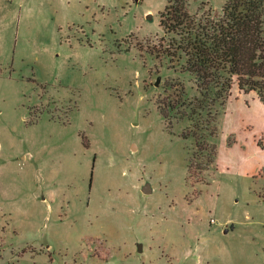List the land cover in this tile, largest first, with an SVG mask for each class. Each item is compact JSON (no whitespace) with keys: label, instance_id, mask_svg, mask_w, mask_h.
<instances>
[{"label":"rangeland","instance_id":"1","mask_svg":"<svg viewBox=\"0 0 264 264\" xmlns=\"http://www.w3.org/2000/svg\"><path fill=\"white\" fill-rule=\"evenodd\" d=\"M168 1L0 0V264H264V104L212 106L211 162L166 121Z\"/></svg>","mask_w":264,"mask_h":264},{"label":"trees","instance_id":"2","mask_svg":"<svg viewBox=\"0 0 264 264\" xmlns=\"http://www.w3.org/2000/svg\"><path fill=\"white\" fill-rule=\"evenodd\" d=\"M199 11V15L190 14L188 0H169L159 13L163 32L174 35L165 54L182 61L180 71L193 76L199 96L187 102L183 84L171 81V93L158 100L157 108L166 121V110L188 108L183 115L201 132L194 134L195 145L211 162L215 146L208 144L202 131L211 136L217 133L212 106L224 102L234 85L241 93L254 92L264 104V0H230L220 11L212 7ZM202 112L207 117L205 130L199 122Z\"/></svg>","mask_w":264,"mask_h":264},{"label":"water","instance_id":"3","mask_svg":"<svg viewBox=\"0 0 264 264\" xmlns=\"http://www.w3.org/2000/svg\"><path fill=\"white\" fill-rule=\"evenodd\" d=\"M142 192L145 193V194L151 192V189H150V187H149L148 184H146V185L142 188Z\"/></svg>","mask_w":264,"mask_h":264}]
</instances>
